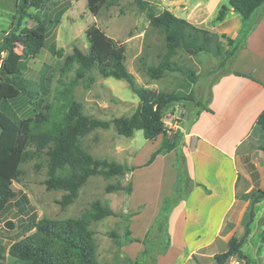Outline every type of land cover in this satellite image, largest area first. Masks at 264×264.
<instances>
[{
	"label": "rangeland",
	"instance_id": "rangeland-1",
	"mask_svg": "<svg viewBox=\"0 0 264 264\" xmlns=\"http://www.w3.org/2000/svg\"><path fill=\"white\" fill-rule=\"evenodd\" d=\"M111 1L112 4L103 6L93 15L86 7V0H46L45 8L52 22L47 24V37L39 53L34 57L21 58L20 47H17L9 55L0 54V60H5L4 67L9 72L16 70L18 59L23 60L21 75L30 81L29 89L32 93L20 94L1 107L3 111L0 109V134L5 131L13 117L18 119L32 117L39 111L45 112L48 106H54L51 111L56 114L57 107L66 103L63 92H69L74 100L80 102L85 114L100 119L128 116L135 110L139 100L125 80L111 76L102 77L95 69L85 72L82 77H76L74 66L69 69L62 68L64 57L71 54L74 47L83 52L87 50L89 43L86 29L92 23L124 46L127 70L134 75L139 85L155 91H174L183 94L192 92L195 99L201 92L208 93L210 84L229 69L232 45L228 43L227 37L216 34V41L211 43L210 51L207 53H193V48H190L192 52L178 48L171 55V61L193 72L187 73L192 75L189 79L186 77L187 74L180 72H168L160 78H151L145 67L157 64L163 58L166 48L164 34L149 24V13L160 12L167 8L172 0H146L150 6L145 10L139 8L136 0ZM208 1L202 0L204 9ZM27 11L32 12L33 9L28 8ZM215 13L216 10L212 17ZM20 14L15 6V0H0V37L4 30L12 28L18 21V33L29 31V17L23 15L19 19ZM57 18L58 22L55 21ZM16 92L2 85L0 98L14 95ZM177 103H175L177 108L182 109L180 102ZM185 103L188 109H191V103L188 101ZM56 115L59 116V112ZM174 119L169 108L164 114L167 128ZM79 144L96 157L122 163L129 160L134 164L145 162L154 149V141L146 139L142 130H136L132 136L126 137L118 134L113 125L90 130L79 138ZM28 148L33 149L30 145ZM124 149L134 151L135 156L132 159H124L126 155ZM175 159L176 155L171 164L176 169ZM160 167L157 162L150 170L159 171ZM136 168L140 173L147 171L143 166ZM20 169L21 174L12 181V187L17 192L16 201L8 204L0 214V264H23L10 256L7 249L14 240L30 234L34 222L43 217L88 220L87 228L91 231L95 244V259L100 264H182L181 253H174L172 250L167 254L171 245L170 241H167L170 211H164V197L160 203L151 204L149 200H154L156 195L141 190L128 195L123 190L122 200L115 197V191L108 192L107 187L118 181L123 182V176L104 178L96 175L87 178L80 186L75 199L62 206L58 201L63 191L47 190L43 183L46 178L43 154L40 158L32 157L22 163ZM257 190L253 189L248 195L250 201H255ZM172 192L173 187L168 196ZM180 192L176 190L174 197L181 195ZM96 201L109 206L116 214L92 220L93 203ZM168 202H171V199ZM167 204L169 206V203ZM134 215L138 216V220ZM8 220L12 222L10 228L4 227V222ZM244 227L236 228L233 236L240 237L244 233ZM126 230L130 232L129 235L125 233ZM263 230L264 197L254 204L253 218L241 247L244 257H229L224 264H230L231 258L235 257L241 264H264ZM129 238H134L135 241L127 242ZM137 245L139 251L135 254ZM226 247V243L219 241L215 245V250L220 253ZM185 264L197 263L190 259ZM201 264L215 262L210 258L201 260Z\"/></svg>",
	"mask_w": 264,
	"mask_h": 264
},
{
	"label": "trees",
	"instance_id": "trees-1",
	"mask_svg": "<svg viewBox=\"0 0 264 264\" xmlns=\"http://www.w3.org/2000/svg\"><path fill=\"white\" fill-rule=\"evenodd\" d=\"M45 1L15 0L16 7L21 13L19 19L23 15L28 16L30 29L27 32L18 33V21L12 28L3 31L0 37V54L9 55L17 47H20L21 58L34 57L39 53L47 37V24L52 22L45 8ZM136 2L142 10L150 6L146 0H136ZM263 3L264 0H228V6H220L215 20H222L227 10L232 8L245 21ZM109 4H112L111 0H86V7L93 15ZM28 8H32L33 11L28 12ZM55 21L58 22V18ZM149 24L164 34L166 48L163 58L157 64L145 67L146 73L151 78H160L168 72L193 73L171 61V55L178 48H193V53H207L210 51L211 43L216 41V33L195 26L175 16L168 9H162L156 14L149 13ZM247 33L248 28H245L237 41L222 34L232 45L231 60L239 47L244 45ZM86 36L89 43L87 50L83 52L74 47L72 53L64 57L62 68L69 69L74 66L76 77H82L85 72L95 69L102 77L123 79L138 97V104L128 116L100 119L85 114L81 103L74 100L69 92H63L66 103L55 109L56 114L59 112V116L52 113L54 106H48L45 112L39 111L32 117L10 119L5 131L0 134V214L8 204L16 201L17 192L12 187V181L21 174L20 165L32 157L40 158L42 154L45 156L46 178L43 183L47 190L63 191L58 201L62 206L75 199L80 186L90 176L109 178L124 175L135 168L112 159L96 157L83 149L79 144V138L90 130L108 128L113 125L118 134L126 137L132 136L136 130H142L143 136L148 140H154L161 135L159 147L150 153L144 165L150 164L158 154L166 153L176 147V135L167 134L164 114L179 101H193L192 92L183 94L174 91H155L139 85L134 75L125 66V48L121 43L107 35L94 23L87 27ZM21 58L17 60L14 72H9L4 67V59L0 60V90L2 85H5L17 91L14 95L0 98V109L8 100H14L20 94H32L29 89L30 81L21 75L24 67ZM228 73L242 75L234 71H228ZM256 123L259 130L264 132V108L258 114ZM29 145L33 147L32 150L28 148ZM262 149L264 150V147ZM174 164L177 177L173 192L163 200L164 211L167 212L171 211L179 201L185 199L191 189L197 185L187 173L184 155L180 150L176 152ZM117 190L129 193L131 185L129 182L125 185L117 182L107 187L108 192ZM176 190H180L181 195L174 197ZM257 192L255 201H251L249 219L244 225V233L240 237H230L227 248L213 255L215 264H224L231 256L244 257L241 247L253 218L254 204L264 197V187ZM169 199L171 202H168ZM115 214L109 206L98 201L93 203L92 220ZM87 225L88 220L83 218H40L34 222L33 231L14 240L7 252L23 264H100L95 259V244ZM125 233L129 235L130 232L126 230ZM131 241H135L134 238H129L127 242Z\"/></svg>",
	"mask_w": 264,
	"mask_h": 264
},
{
	"label": "crops",
	"instance_id": "crops-1",
	"mask_svg": "<svg viewBox=\"0 0 264 264\" xmlns=\"http://www.w3.org/2000/svg\"><path fill=\"white\" fill-rule=\"evenodd\" d=\"M207 3V9H204L202 0H172L165 9L197 27L225 34L235 41L248 28L244 45L237 50L229 69L210 84L208 93L201 92L193 101H179L182 109L177 108L179 103L170 107L175 119L168 126L167 134L176 135V147L158 154L148 165L144 164L149 156L142 164L125 161L135 168L121 175L123 182L118 181L122 185L130 183L128 195L141 190L156 195L149 203H160L176 181L177 170L171 162L177 150L183 153L187 173L197 185L170 211L171 245L167 253L172 250L181 253L182 264L190 259L197 264L204 259H213L219 241L227 246L234 230L244 226L249 219L251 201L248 195L253 189L264 187V132L256 123L264 108V3L245 21L232 8L222 20H215L212 13L215 10L217 13L221 5L228 6V0H209ZM186 101L191 103V109L186 106ZM161 139L159 135L153 140V150L159 147ZM124 151V159L135 156L134 151ZM157 162L161 167L155 173L150 168ZM141 166L147 169L146 173H140L136 168ZM114 195L123 200V190L115 191ZM134 216L138 220V216ZM138 251L137 245L135 254Z\"/></svg>",
	"mask_w": 264,
	"mask_h": 264
},
{
	"label": "water",
	"instance_id": "water-1",
	"mask_svg": "<svg viewBox=\"0 0 264 264\" xmlns=\"http://www.w3.org/2000/svg\"><path fill=\"white\" fill-rule=\"evenodd\" d=\"M187 51L188 52H192V49H190V48H187ZM190 76H192L191 74H187L186 75V77H187V79H189V77ZM191 81V80H190ZM12 226V222L11 221H6V222H4V227H6V228H10Z\"/></svg>",
	"mask_w": 264,
	"mask_h": 264
},
{
	"label": "built area",
	"instance_id": "built-area-1",
	"mask_svg": "<svg viewBox=\"0 0 264 264\" xmlns=\"http://www.w3.org/2000/svg\"><path fill=\"white\" fill-rule=\"evenodd\" d=\"M165 121V120H164ZM166 122V121H165ZM166 124V123H165ZM233 257V256H231ZM230 264H241L238 258H231Z\"/></svg>",
	"mask_w": 264,
	"mask_h": 264
}]
</instances>
